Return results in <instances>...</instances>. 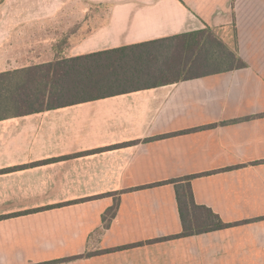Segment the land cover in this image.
Masks as SVG:
<instances>
[{"label": "crops", "instance_id": "crops-1", "mask_svg": "<svg viewBox=\"0 0 264 264\" xmlns=\"http://www.w3.org/2000/svg\"><path fill=\"white\" fill-rule=\"evenodd\" d=\"M206 29L245 67L0 113V264H264V0H0V74ZM189 176L224 228L175 237Z\"/></svg>", "mask_w": 264, "mask_h": 264}, {"label": "trees", "instance_id": "trees-1", "mask_svg": "<svg viewBox=\"0 0 264 264\" xmlns=\"http://www.w3.org/2000/svg\"><path fill=\"white\" fill-rule=\"evenodd\" d=\"M214 36L206 29L163 40L162 43L176 42L181 46L173 58L168 55L167 46L162 56L133 51L136 48H120L0 74V113L22 114L46 105L109 97L127 90L141 82L144 75L152 73H160L163 81L179 79L182 74L181 79H186L192 71L210 65L213 62L210 56L214 54L218 58L231 59L237 68L245 67L236 51L224 47ZM193 178L169 182L175 186L182 223V233L175 237L199 235L226 226L211 210L195 203L191 188Z\"/></svg>", "mask_w": 264, "mask_h": 264}]
</instances>
